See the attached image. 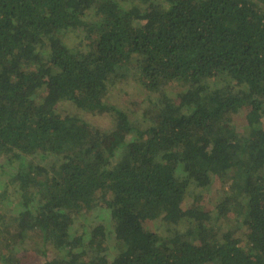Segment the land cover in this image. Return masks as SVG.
I'll return each mask as SVG.
<instances>
[{"label":"trees","instance_id":"1","mask_svg":"<svg viewBox=\"0 0 264 264\" xmlns=\"http://www.w3.org/2000/svg\"><path fill=\"white\" fill-rule=\"evenodd\" d=\"M6 168L0 264H264V0H0Z\"/></svg>","mask_w":264,"mask_h":264},{"label":"rangeland","instance_id":"2","mask_svg":"<svg viewBox=\"0 0 264 264\" xmlns=\"http://www.w3.org/2000/svg\"><path fill=\"white\" fill-rule=\"evenodd\" d=\"M78 33H76L77 35L74 36L75 38H78L79 36L82 35V30H78ZM77 40V39H76ZM135 73L132 72L131 70L128 72V79L118 83L115 87H113V89H111L110 92V99L109 101L112 104H116L119 108H121L122 110L128 111L129 113H133L134 115L138 112V108H137V104L141 103V101L146 97L147 92L144 91L140 85L138 84V82L134 79ZM133 103H136L135 105H133ZM61 108V109H60ZM60 111H64V112H69V113H79V111H77L76 109H74L72 106L63 103V105L59 106ZM89 120L91 122H93L96 127L101 128V129H106L108 127H111L113 125V121L107 117V116H100V117H96V118H89ZM237 124L238 125H242L243 124V118H239L237 120ZM11 174V171L9 170V168H6L5 171H0V187L3 186L5 183H7V180L9 178ZM200 192V191H198ZM205 192V191H204ZM203 192V193H204ZM209 193V192H207ZM190 202V198H187L185 200V203H189ZM3 205H6V203H3ZM6 207V206H4ZM12 212L16 211V208L11 209ZM11 213V211H10ZM97 215L98 220L97 221H101L102 224L109 230H111V222L109 219V214L107 211L102 210L98 213L95 214V216ZM80 224V223H79ZM144 228L146 230H150V231H155L158 233H161L163 235H167L170 232V229H168L166 226L161 225L160 223L156 222H151V221H146L143 224ZM78 227V225L76 226ZM113 244V239L111 238L109 240V245L112 246ZM114 253V249L112 247H110V254Z\"/></svg>","mask_w":264,"mask_h":264}]
</instances>
